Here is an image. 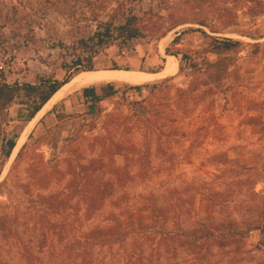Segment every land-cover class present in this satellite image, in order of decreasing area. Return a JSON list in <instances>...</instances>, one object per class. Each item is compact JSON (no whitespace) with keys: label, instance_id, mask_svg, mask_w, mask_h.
Masks as SVG:
<instances>
[{"label":"rangeland","instance_id":"obj_1","mask_svg":"<svg viewBox=\"0 0 264 264\" xmlns=\"http://www.w3.org/2000/svg\"><path fill=\"white\" fill-rule=\"evenodd\" d=\"M129 18L138 32L125 40L119 27ZM215 38L239 43L223 50ZM168 56L177 63L174 72L141 85L113 84L115 93L94 112L88 106L83 112L82 102H63L84 99L81 89L70 92L26 129L10 159L2 157V136L16 133L17 142L34 119H24L32 96L20 90L0 110V213L20 215L17 238L0 231V264L44 263L77 236L85 208L77 195L60 203L57 197L67 176L51 177L47 187L33 177V170H49L56 156L65 157L69 146L79 148L81 164L102 161L128 173L126 187L106 197L93 220L115 210L108 202L114 199L194 197L195 216L177 209L159 223V232L174 231L171 244L159 232H144L141 264H264V139L254 167L214 153L240 137L241 126L264 122V0H0V83L61 81L88 68L159 72ZM104 85L95 86L99 94ZM224 114L231 117L227 123L217 119ZM102 135L105 140H92ZM102 148L113 154L101 156ZM31 184L32 193L24 194L21 188ZM193 186L205 196L194 195ZM45 213L52 225L37 228ZM156 217L150 206L119 219L146 229ZM134 237L127 238V253L135 249ZM152 237L160 239L157 252Z\"/></svg>","mask_w":264,"mask_h":264},{"label":"trees","instance_id":"obj_2","mask_svg":"<svg viewBox=\"0 0 264 264\" xmlns=\"http://www.w3.org/2000/svg\"><path fill=\"white\" fill-rule=\"evenodd\" d=\"M119 31L125 40L135 37L138 32L136 28L131 26V18L127 19L125 24L119 27ZM95 35L98 36L99 33H96ZM214 42L217 48L223 50H230L239 43L237 40L231 38H215ZM78 65L80 64L77 60L75 61L74 66L76 67ZM88 69L89 70L87 71H94L91 70L92 68ZM113 69L119 68H112L111 70ZM69 80L70 77L61 81L43 79L39 84H19L16 82L13 85L2 82L0 83V110L5 108L20 90H23L25 95L28 97L32 96L33 99V104L30 110L24 116L26 121H30L52 94L61 86L69 82ZM134 88L139 89L140 86H134ZM113 93H115L113 83H108L101 87L100 94L96 91L95 86L84 87L81 89V94L87 101L88 113L94 112L97 103ZM51 111H55V105L51 108ZM56 118L60 119L62 116L57 114ZM17 137L18 135L16 133L9 136H2L1 154L4 159L9 158L12 149L16 144ZM98 139L105 140L106 136L102 135L98 138H92V140ZM23 147H21L18 154H20ZM79 153L80 150L77 146H69L65 157L60 158L56 156L53 161H51L53 165L49 166V170L42 169V172L39 171V173L36 171L34 172L33 170V177L35 176V180H43L42 182H44L46 187L49 185V181L51 182V177L52 179L54 178L57 181H61L67 176L65 182H63L61 190L57 192V197L61 199L59 203L68 202L74 195H77L82 207H84L86 211L85 214L81 215L83 223L81 227L78 228V234L76 233V237H74L75 234L72 235L70 244L68 246L63 245L58 254L49 253L46 262H36L35 264H141L142 259H144V256L142 255L143 252L141 251L144 232H152V234L158 233V229L161 227L159 224L161 220L165 218L167 213L175 212L177 209L183 211L184 214L189 216H195L197 214L194 208L193 196L188 201L183 202L180 201V199H177L178 202L174 200L163 202L158 198L151 196L142 199L143 201L132 202V204H127L118 199L110 200L108 201L109 205L116 209L110 211L100 219L96 218V220H93L95 216H92V212L101 209L106 204V197L114 194L118 189L126 187L124 183L125 178L128 177V173L123 166L105 164L102 163V161L96 162L93 160L92 163L81 164L79 163ZM100 153L101 156H104L107 153L113 154L111 149L105 150L104 148H102ZM105 174L110 175L106 180L103 179ZM39 188L41 187H38V189ZM21 189H24V194L29 195V193H32L34 186L32 184L28 186L26 185V187H22ZM193 189L194 195L202 194L199 187L193 186ZM38 196L43 200L44 196L42 193H39ZM208 197L210 200L212 199L211 195ZM150 206L156 209L157 217L152 220V224L146 227V229L134 228L132 226L125 227L123 222H121V219H119L123 214L128 215L134 211L147 210ZM48 208H53L52 202H48ZM48 208H46V210ZM13 214L14 213L11 214L10 212L5 211L0 213V231L5 236L6 234H4V232L16 237V234H14V224L17 223L20 215L19 217H16ZM49 215V213H45L38 217V224L35 223L37 228L43 227L40 223H48L49 225H52V223L49 222V220H51ZM90 220H93L90 229L83 230V226H86V223L90 224ZM158 234H163L164 237L171 240L169 242L170 244L173 242L174 236H176L172 230L164 233L159 232ZM57 235L62 238L61 234ZM132 236H135L134 242L136 246L135 249L127 253L125 250L127 238ZM43 237L44 239L50 240L51 237H53V234L45 231ZM159 240L152 237L155 252L158 251V246H160ZM22 254L25 256L28 255L25 253Z\"/></svg>","mask_w":264,"mask_h":264},{"label":"bare ground","instance_id":"obj_3","mask_svg":"<svg viewBox=\"0 0 264 264\" xmlns=\"http://www.w3.org/2000/svg\"><path fill=\"white\" fill-rule=\"evenodd\" d=\"M177 68V63L172 56H168L163 68L159 72H145L140 70H94L84 71L74 75L69 82L61 86L52 96L46 101L45 105L35 115L34 119L27 125L22 135L19 136L16 146L12 151L15 154L19 146L23 143L26 137V129L44 112L53 107L60 99L66 97L72 91L80 90L84 87L97 86L101 84H132L141 85L158 78L166 77L174 72ZM43 115V114H42ZM29 130V129H28Z\"/></svg>","mask_w":264,"mask_h":264},{"label":"crops","instance_id":"obj_4","mask_svg":"<svg viewBox=\"0 0 264 264\" xmlns=\"http://www.w3.org/2000/svg\"><path fill=\"white\" fill-rule=\"evenodd\" d=\"M63 102H67V104L71 105L73 102H82V104H79L81 106V110L83 112L86 111L87 107V101L84 99H81V97H75L69 98L67 100H64ZM67 104H65V107H67ZM231 117L228 115H223L217 117L219 122L227 123ZM238 120H236L237 122ZM238 129V128H237ZM239 129H244V133L241 132L240 137H234L232 138V141L230 144H226L225 146L221 147L220 151L214 152V153H224L227 155L228 159H230L232 162L239 164L240 166L245 167H254L259 165L260 163V144L262 140L264 139V122L263 120L257 119L255 121H252V123H249V125H246L244 127L241 126ZM222 143V142H221ZM200 197H203L205 195H199ZM207 197V196H206ZM209 199V197H207ZM203 214H206V210H202Z\"/></svg>","mask_w":264,"mask_h":264},{"label":"water","instance_id":"obj_5","mask_svg":"<svg viewBox=\"0 0 264 264\" xmlns=\"http://www.w3.org/2000/svg\"><path fill=\"white\" fill-rule=\"evenodd\" d=\"M45 103H46V102H45ZM45 103L42 105V107L45 105ZM42 107H41V108H42ZM41 108H40L39 110H41ZM39 110L36 112V114L39 112ZM36 114H35V115H36ZM35 115H34V117H35ZM34 117H33V118H34ZM33 118H32V119H33ZM15 146H16V144H15ZM15 146H14V148H15ZM21 146H22V145H21ZM14 148L12 149V151L14 150ZM11 154H12V152H11ZM11 154H10V157H11ZM10 157H9V159H10Z\"/></svg>","mask_w":264,"mask_h":264}]
</instances>
